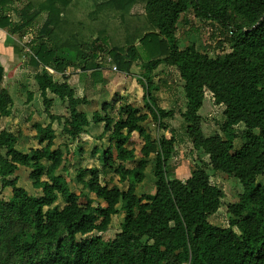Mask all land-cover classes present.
Wrapping results in <instances>:
<instances>
[{"label": "trees", "instance_id": "obj_1", "mask_svg": "<svg viewBox=\"0 0 264 264\" xmlns=\"http://www.w3.org/2000/svg\"><path fill=\"white\" fill-rule=\"evenodd\" d=\"M13 1L24 4L13 7ZM135 4L141 10L134 11ZM42 12L45 20L35 27ZM188 12L215 23L229 50L210 56L206 46L180 47L177 23ZM0 28L8 35L32 29L26 45L44 111L51 120L60 119L50 111L48 92L65 103L60 124L70 139L89 124L78 108L87 98L76 96L52 72L64 74L71 67L81 80L89 75L95 84L103 81L107 62L128 71L140 60L138 79L146 108L141 112L123 102L114 116L113 100H105L93 111L92 121L103 122L102 135L109 139L98 160L125 187L102 184L97 166L76 168L75 180L103 203L88 196L80 202V194L57 172L67 170L69 158L53 147L50 123L33 124L35 138L45 144L28 152L16 149L19 134L0 129V184L10 188L9 197L0 198V264H264V185L256 182L264 175V0H0ZM162 63L174 66L183 80V134L207 156L185 178L169 166L175 134L152 138L142 125L149 115L167 129L166 121L174 115L151 93L157 88L153 70ZM2 77L0 66V81ZM205 91L223 107L220 132L212 135H205L200 125ZM12 102L8 89L0 86V117L10 115ZM133 131L143 138L141 157L127 167L124 162L134 160L133 149L127 147ZM237 137L243 142L234 148ZM152 153L154 189L137 195ZM19 167L26 169L39 193L17 184ZM208 169L242 185L237 200L226 206L227 226L209 221L224 192L210 180ZM119 211L123 220L113 238L94 233L105 231Z\"/></svg>", "mask_w": 264, "mask_h": 264}, {"label": "rangeland", "instance_id": "obj_2", "mask_svg": "<svg viewBox=\"0 0 264 264\" xmlns=\"http://www.w3.org/2000/svg\"><path fill=\"white\" fill-rule=\"evenodd\" d=\"M22 4H24V2L22 1H13V4L11 6L18 8ZM141 7L142 6L140 4H135L133 6V10L139 11L141 10ZM12 13L13 12H11V14ZM12 15L13 18L17 19L15 14ZM45 17V12L40 13L35 20V27L42 24V22L45 20ZM31 30L32 29L29 28V30H27L28 33H24L22 35H19L18 33L13 34L16 40L17 47H23L21 48V50H18V48L15 49L14 47L15 43L10 45L11 48H13V61L15 64V68L13 69H16L13 75H18L23 70V68L25 69L27 67L29 63L28 45H26V42L31 38ZM176 33L178 34L180 47H184L187 44L193 43L198 49L201 50L204 46H206V51L210 56H215L229 50L227 42L224 41V35L222 36L221 34H219V29L215 25V23L210 24L207 21H202L194 17L191 12L182 15L181 19L177 23ZM140 65V60H137L130 65L128 71H120L116 67L114 62L109 61L106 64L107 68L103 69L104 71H107L105 72V81L101 80L95 82V84H92L89 75H86L85 81H82L85 83V89L88 94L93 91H99L101 93L99 99V108L102 100H113L115 109L111 110L110 112L114 116L117 115L118 109L123 102H127L135 107H138L140 111H146L143 102V88L138 79L141 73ZM113 66H115L116 69H114ZM76 72L77 70L70 67L66 70L65 74L61 75L52 72V75L54 78H61V76L63 78H70L69 82L73 84L74 82L71 79V74ZM11 74L12 71L7 72V70L4 71L3 69V77L2 81H0V86H8L5 84V79ZM153 75V81L157 88L153 89L151 93L153 94L156 103L162 108L168 110L172 109L174 115L166 121L168 124L167 129L159 128L149 115L148 118L142 122V125L152 136V138H158L161 134H165L167 136H170L171 133L175 134L176 142L174 143L172 156L169 159V166L170 169L174 171L176 176H178L179 178H185L189 174L190 170L195 166L199 164L204 165V163H206L207 156L203 154L202 151L193 148L190 141L183 134V130L181 128L182 118L180 116V112L185 108V97L182 89L183 80L179 77L176 68L174 66L162 63L153 70ZM106 82H108V84H104ZM16 95L17 94L15 93V96ZM203 104L204 106H201L202 108L200 107L201 110L199 109V114L202 117L200 123L202 132L205 135H212L215 132H220L218 124L223 119V107L212 102L209 97H204ZM56 109L65 112V107H58ZM237 127L242 128L243 124H239V126ZM28 130L29 127L24 130V134L28 135ZM54 130L56 144L63 147V152L66 153L69 158L67 162V170L58 169L57 172L65 176L69 187L73 192H75L76 194H80V202H84L85 198L87 196L90 197L91 195L95 202L100 201V203H103L101 199H96L92 192H89L87 189L82 188L81 184L75 180V167L80 164L85 167L92 165L97 166L100 172L99 179L102 184L106 183L108 186L117 185L120 188L125 187V183H121L118 180V176L112 170H103V167L101 166L99 160L96 158V155L91 154L89 149L86 150L85 147H83L84 145L80 147L77 143L72 145L73 142L70 140V138L66 137L62 132L61 124H59V126L55 124ZM242 142L243 138H235L233 141L234 148H238L242 144ZM142 144L143 138L139 136L136 131H133L127 141V147L133 149L134 160L125 161L124 164L127 167H131L132 165H134L135 162L141 157L140 148ZM79 148L81 149V155L78 158L77 154ZM153 160L154 154L152 153L148 158V162L144 170V178L135 189L137 195H141L144 192H151L154 189V176L152 174V165L154 163ZM26 172L27 171H23L20 173L21 177L25 176V180L22 177L23 180H20V183L28 189L29 193H39V190L33 188L30 182H28L29 179ZM209 174L210 180L220 186L224 192L220 207L215 213L209 216V221L218 226H227L228 222L226 206L228 203L237 200L239 193L242 190V185L237 178L228 176L223 172L210 170ZM256 182L264 185V175H258L256 177ZM5 188L6 187H2L0 184V194H2V196H5ZM57 203L59 205H62V200L58 198ZM122 220L123 212L119 211L118 213L112 215L108 228L105 231H95L94 233L100 234L104 240L111 239L119 231V224Z\"/></svg>", "mask_w": 264, "mask_h": 264}, {"label": "crops", "instance_id": "obj_3", "mask_svg": "<svg viewBox=\"0 0 264 264\" xmlns=\"http://www.w3.org/2000/svg\"><path fill=\"white\" fill-rule=\"evenodd\" d=\"M13 43L16 44V40L14 36L8 35L5 28H0V47L2 48L0 49V66L4 69V71L6 70L7 72L12 71V74L6 77L5 84L8 85L6 88L8 89L13 100L10 115L0 117V123L2 122L0 125V129H10L14 133L19 134L15 147L21 152H28L31 148L40 147L45 144V143L40 144L38 140L35 138V130L33 128V124L40 123L42 125H46L50 123L52 128H54L55 124L59 126L60 122L63 119V117L61 116L64 115V112L59 111V109L56 108L65 107V103L62 102L56 95L48 92L47 96L52 99V106L50 111L53 115L60 117L59 119L60 121L58 119L51 120L44 111L42 97L40 95L37 82L34 78L35 70L32 68L30 63H28L27 67L25 69L23 68V70L18 75L17 74L13 75L14 71L16 70L13 69L15 68V64L13 61V50H12L13 48H11L10 46ZM21 48L23 47L22 46L19 47V50H21ZM37 70L41 71V68L39 67ZM105 72L107 71L102 70V78L104 81L106 79ZM57 74H61V73H57ZM71 76H72L71 79L74 82L73 84L69 82L70 78L69 79L63 78L61 76V78H55V79L59 81L62 80L67 81L75 89L76 96L83 97L84 95H86L87 102L85 104L78 105V108L86 113V116L89 120V124L84 126L83 131L80 133L79 136H77L76 140L75 139H70V140L73 142L72 145L76 143L79 144V147L84 145L83 147H85L86 150L89 149L90 153L96 155V158L98 159L99 152L109 145V139L107 134L102 135L103 122L95 123L92 121L93 111L99 109V99L101 93L99 91H93L88 94L85 89V83L80 79V75L78 71L76 73L71 74ZM104 84H108V82ZM15 93L17 94L16 96ZM28 94H31V97H29ZM105 100L108 101L107 99ZM203 106L204 104L202 105V107ZM141 112H145V111H141ZM27 127H29V130L27 132L28 135L24 134L25 132L24 130H26ZM65 136L68 137L67 135ZM53 147H59L63 151V147L58 146L55 142V139H54ZM79 151L77 154L78 158L81 155L80 148ZM80 166L84 167L83 165L80 164L76 166L75 169ZM23 171L26 170H23L22 167H19L15 173V175L18 176L17 184L22 187L24 186L20 183V180H23L22 177L25 180V176L21 177L20 173ZM28 182H30L31 184V180H28ZM24 188L27 189L26 187ZM4 195L5 196H2V194H0V198L2 197L7 199L9 197L10 195L9 187L5 188ZM90 197L92 196L90 195Z\"/></svg>", "mask_w": 264, "mask_h": 264}, {"label": "built area", "instance_id": "obj_4", "mask_svg": "<svg viewBox=\"0 0 264 264\" xmlns=\"http://www.w3.org/2000/svg\"><path fill=\"white\" fill-rule=\"evenodd\" d=\"M114 69H116L115 66H113ZM50 71H52L51 69H49ZM205 97H209L211 99V101L213 102V98L211 97V94L208 91H205L204 93Z\"/></svg>", "mask_w": 264, "mask_h": 264}]
</instances>
